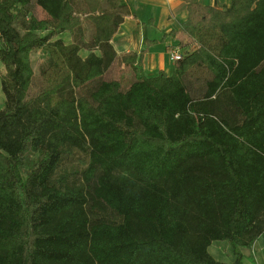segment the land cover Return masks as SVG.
Returning <instances> with one entry per match:
<instances>
[{"label": "trees", "instance_id": "trees-1", "mask_svg": "<svg viewBox=\"0 0 264 264\" xmlns=\"http://www.w3.org/2000/svg\"><path fill=\"white\" fill-rule=\"evenodd\" d=\"M179 1L162 41L195 48L147 77L156 41L111 45L130 0H0V264H244L264 234V0Z\"/></svg>", "mask_w": 264, "mask_h": 264}, {"label": "crops", "instance_id": "crops-1", "mask_svg": "<svg viewBox=\"0 0 264 264\" xmlns=\"http://www.w3.org/2000/svg\"><path fill=\"white\" fill-rule=\"evenodd\" d=\"M198 1L202 5L213 7H216L218 4V0ZM230 1L220 0L224 6H228ZM130 7L131 13L123 18V22L119 25L111 39L114 51L117 55L130 51L138 54L147 44L156 41L148 46V52L144 55L143 72L147 77H154L160 71L170 75L173 71L174 63L168 59L166 45L176 42L171 36H166L163 41L162 38L170 31H177L182 22L186 20V5L179 0H130ZM86 26L85 24V28L89 31L90 29ZM61 38L65 43L71 42L69 34H63ZM86 54L85 51L80 53L82 57H85ZM115 69L116 67L110 71V74H113ZM119 69L125 70L123 66H120ZM223 243L216 242L213 247L221 246ZM253 246L258 260L264 262V260L259 259V256L264 258V234L254 242ZM213 247L209 249V253L215 260L225 263L233 261L234 257L231 254L230 247V256L227 257L226 261L223 260V256H226V254L211 252ZM225 249L223 246V252L226 251ZM241 253L244 255V264H255L250 255V248L241 249Z\"/></svg>", "mask_w": 264, "mask_h": 264}, {"label": "rangeland", "instance_id": "rangeland-1", "mask_svg": "<svg viewBox=\"0 0 264 264\" xmlns=\"http://www.w3.org/2000/svg\"><path fill=\"white\" fill-rule=\"evenodd\" d=\"M37 13L39 14V12H37ZM43 57H44V54L41 51H38V52H35L32 54V67H33L35 75H37L39 73V69H40L41 63L43 61ZM123 71H125V70L117 69V71L114 74H107L106 78H113V77L115 78L118 74L122 73ZM3 72H4L3 67L0 64V76ZM119 76H121V75H119ZM2 106H3V95H2L1 90H0V110H1ZM84 161H85V158L80 156L79 158L75 159L72 162V164H73L72 166L82 167L84 164ZM215 243L216 242H213V244H211L209 249L211 247H213V245ZM223 246H224V248H226L225 249L226 251H224V252H223ZM212 249H211V252H213V253H219V254L224 253V254H226V256H223V260H225V261L227 260V257L230 256L229 246L226 243H223L221 246L220 245L215 246ZM251 258H252V256H251ZM259 259L262 261L264 260V258H262L260 256H259Z\"/></svg>", "mask_w": 264, "mask_h": 264}, {"label": "built area", "instance_id": "built-area-1", "mask_svg": "<svg viewBox=\"0 0 264 264\" xmlns=\"http://www.w3.org/2000/svg\"><path fill=\"white\" fill-rule=\"evenodd\" d=\"M194 48L195 47L193 45H191L190 48H188V47H180L176 43H169L166 45V53L169 61L175 63L183 58L184 51L193 50ZM250 255L252 256L255 264H264V262L258 260L253 245L250 247Z\"/></svg>", "mask_w": 264, "mask_h": 264}]
</instances>
